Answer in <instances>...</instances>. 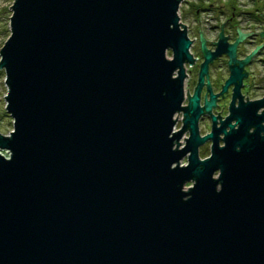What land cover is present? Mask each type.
<instances>
[{
    "label": "water",
    "instance_id": "water-1",
    "mask_svg": "<svg viewBox=\"0 0 264 264\" xmlns=\"http://www.w3.org/2000/svg\"><path fill=\"white\" fill-rule=\"evenodd\" d=\"M181 2L14 0L0 264H264V100L200 136Z\"/></svg>",
    "mask_w": 264,
    "mask_h": 264
},
{
    "label": "flooded vegetation",
    "instance_id": "flooded-vegetation-1",
    "mask_svg": "<svg viewBox=\"0 0 264 264\" xmlns=\"http://www.w3.org/2000/svg\"><path fill=\"white\" fill-rule=\"evenodd\" d=\"M251 3L242 8V4L236 1L188 0L180 15L192 41L190 53L193 59L184 64L182 107L189 106L191 97L199 88L201 112L197 122L201 137L211 133L213 127L219 128L230 116L232 107L264 100V0H251ZM234 44L235 52L231 54L228 49ZM221 49L223 51L207 63V71L202 75L206 56ZM239 66L241 81L226 85L232 70ZM263 110L264 107L260 108L258 113ZM184 118V111L175 115V128L179 123L182 127ZM188 136L187 131L185 137ZM223 137L219 134L220 146L224 144ZM211 147L210 140L199 146L201 159L210 157Z\"/></svg>",
    "mask_w": 264,
    "mask_h": 264
},
{
    "label": "rangeland",
    "instance_id": "rangeland-1",
    "mask_svg": "<svg viewBox=\"0 0 264 264\" xmlns=\"http://www.w3.org/2000/svg\"><path fill=\"white\" fill-rule=\"evenodd\" d=\"M188 0H182L180 6V15L182 11L185 10V4ZM218 3L221 2H238V4H242L241 7L245 8L251 3V0H222L221 2L216 0ZM14 3V0H0V50L3 47L4 43L10 36V17L12 15L11 7ZM168 56L171 57V53L168 52ZM8 93V88L5 84V73L4 71H0V133L4 136H9L11 131L13 130V118L9 115L6 110V96ZM177 130H180V123L178 124ZM185 136V135H184ZM181 147H184L185 142L182 138L180 140ZM0 153L5 156H9V153L0 149ZM191 186V183L186 185V188Z\"/></svg>",
    "mask_w": 264,
    "mask_h": 264
},
{
    "label": "built area",
    "instance_id": "built-area-1",
    "mask_svg": "<svg viewBox=\"0 0 264 264\" xmlns=\"http://www.w3.org/2000/svg\"><path fill=\"white\" fill-rule=\"evenodd\" d=\"M178 131L176 128L174 129V132Z\"/></svg>",
    "mask_w": 264,
    "mask_h": 264
},
{
    "label": "trees",
    "instance_id": "trees-1",
    "mask_svg": "<svg viewBox=\"0 0 264 264\" xmlns=\"http://www.w3.org/2000/svg\"><path fill=\"white\" fill-rule=\"evenodd\" d=\"M1 71V70H0Z\"/></svg>",
    "mask_w": 264,
    "mask_h": 264
}]
</instances>
